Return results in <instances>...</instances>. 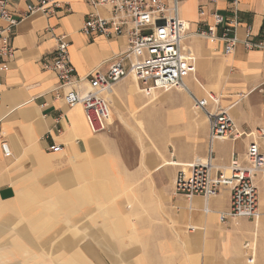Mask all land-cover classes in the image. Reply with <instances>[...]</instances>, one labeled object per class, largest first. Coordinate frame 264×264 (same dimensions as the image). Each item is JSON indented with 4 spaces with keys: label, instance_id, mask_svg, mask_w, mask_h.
I'll use <instances>...</instances> for the list:
<instances>
[{
    "label": "crops",
    "instance_id": "obj_1",
    "mask_svg": "<svg viewBox=\"0 0 264 264\" xmlns=\"http://www.w3.org/2000/svg\"><path fill=\"white\" fill-rule=\"evenodd\" d=\"M59 3L49 15L23 20L10 37L13 56L0 57V264H250L251 255L253 264H264V175L255 179L256 220L220 221L231 208L226 187L206 202L174 196L169 183L210 158L221 170L234 154L245 160L251 135L264 125V51L239 44L226 54L224 42L197 35L185 42L188 53L207 65L187 80L189 89L197 98L217 94L239 139L211 146L204 118H192L188 92L160 91L163 99L157 93L151 100L131 76L109 95L110 131L93 135L83 108H70L60 97V80L45 68V59L56 57L62 38L76 75L85 81L94 71L108 72L128 52V38L86 35L83 26L93 12L87 1ZM235 12L239 38L252 26L251 39L259 40L264 0H183L180 9L192 33L213 26L215 14ZM196 76L207 88L203 96L196 95ZM180 110L185 119L175 122L168 112ZM158 123L175 140L172 160L159 165ZM3 142L11 157L4 156ZM259 144L264 152V139ZM53 145L62 151H50ZM139 192H154L156 198H141Z\"/></svg>",
    "mask_w": 264,
    "mask_h": 264
},
{
    "label": "built area",
    "instance_id": "obj_2",
    "mask_svg": "<svg viewBox=\"0 0 264 264\" xmlns=\"http://www.w3.org/2000/svg\"><path fill=\"white\" fill-rule=\"evenodd\" d=\"M93 12L89 13L83 26L86 35L96 33L107 38L126 36L129 50L106 73L94 71L87 80L76 75L70 62L69 44L62 38L58 40L56 57L45 59V68L55 72L60 80L58 89L65 104L73 108L81 106L86 122L93 135L110 131L112 106L109 95L114 86L128 76L135 77L147 96L152 90L169 92L184 90L191 95L194 108L202 112L208 121L209 142L239 139L240 133L228 109L221 105V98L212 92L197 98L189 89L187 80L196 75L194 56L189 54L185 42L194 35L210 40L222 41L226 54H232L239 44L247 50L264 51V32L259 40L252 37V26H247L242 40L237 32V13L233 16L214 15V25L207 29L191 32L189 24L180 15L183 0H86ZM23 4L24 9H21ZM59 0H0V57L14 54L10 37L14 29L26 18L42 13L49 15L59 9ZM12 9L19 14L16 17ZM105 10L106 14H99ZM125 59L130 61L127 68ZM1 69V68H0ZM264 96V83L261 87ZM262 117L264 120V100ZM245 160L234 154L230 165L216 169L211 158L207 163H195L189 173L179 172L174 181V195L192 198L200 196L208 202L220 189L231 191V208L220 214L221 222L237 219L256 220L259 215V193L255 183L257 175H264V152L259 141L264 139V125L252 135ZM5 157H11L8 145L3 142ZM53 152L62 151L61 145H53ZM205 211L209 212L206 205ZM246 249L250 244L245 245ZM249 257V263H254Z\"/></svg>",
    "mask_w": 264,
    "mask_h": 264
},
{
    "label": "rangeland",
    "instance_id": "obj_3",
    "mask_svg": "<svg viewBox=\"0 0 264 264\" xmlns=\"http://www.w3.org/2000/svg\"><path fill=\"white\" fill-rule=\"evenodd\" d=\"M199 79H200V81L202 82V80H201V78L199 77ZM136 83V82H135ZM137 84V83H136ZM142 87V86H141ZM207 91V90H206ZM178 93H180V94H182V95H184V93H182V92H178ZM170 93H167V92H164L163 93V95H165V96H168ZM196 95H197V92H196ZM186 98H187V96L186 95H184ZM197 96H199V95H197ZM160 99H163V97L161 98V96H160V91H158V101L160 100ZM165 100V99H164ZM191 101H189L188 100V98H187V101L190 103V110L192 111V113L194 114L193 116H192V118L193 117H197V116H199V117H202V118H204V120H205V123H206V125H208V121H207V119H206V116L202 113V112H200V111H197V110H193V108H192V99H190ZM161 101V100H160ZM169 113H172L173 114V118H174V121L176 122V121H182V120H184L185 119V113L183 112V110H180V111H169L168 112V114ZM198 139L196 138L195 139V141H197ZM174 139L172 138V136H171V133H170V131L167 129V128H165L164 127V125H163V123H158V165L162 162V161H169V160H172V155H173V153H174V149H173V147H175V143H174ZM175 159H176V156H175ZM173 161H175V162H178V161H176V160H173ZM148 167H150V166H148ZM178 169H182V168H175V169H171V168H167V169H163L164 171H166V172H169L170 170H173V171H175V170H178ZM186 172H188V170L186 169ZM176 175L177 174H175V176L173 177V179H172V181H170L169 183H170V185H171V187H172V190H171V194H173L174 195V181H175V178H176ZM168 181L167 180H164L163 181V183L164 184H166ZM135 192H133L132 193V195L134 194ZM140 194L139 195H141V198L143 197V198H146V199H148V198H152V199H154V198H156V195L154 194V192H139ZM136 194H138L137 192H136ZM175 196V195H174ZM160 198V197H159Z\"/></svg>",
    "mask_w": 264,
    "mask_h": 264
},
{
    "label": "bare ground",
    "instance_id": "obj_4",
    "mask_svg": "<svg viewBox=\"0 0 264 264\" xmlns=\"http://www.w3.org/2000/svg\"><path fill=\"white\" fill-rule=\"evenodd\" d=\"M194 36H196V35H194ZM198 37V36H197ZM198 38H200V37H198ZM200 39H202V38H200ZM202 40H204V39H202ZM195 59V67H196V69H197V71H201V72H203V69H205L206 68V66L203 64V61L200 59V58H198V57H195L194 58ZM132 77V76H131ZM133 78V80L138 84L139 82L137 81V79L135 78V77H132ZM192 81V80H191ZM194 84H195V89H196V92H197V95H199V96H203L204 95V91H206L207 90V88H206V86L205 85H203L199 80H198V78H197V76H196V78L194 79ZM157 90H152V96H151V100H154V99H156V97H157ZM185 93V92H184ZM194 121V120H193ZM111 123V122H110ZM195 123H196V125H198V122L197 121H195ZM175 163V162H174ZM177 164V166H183V164L182 163H176ZM191 165V164H190Z\"/></svg>",
    "mask_w": 264,
    "mask_h": 264
}]
</instances>
